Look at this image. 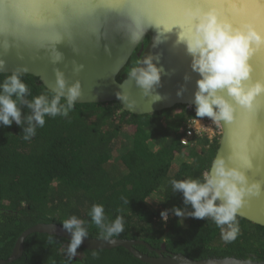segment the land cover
<instances>
[{
	"label": "clouds",
	"instance_id": "clouds-1",
	"mask_svg": "<svg viewBox=\"0 0 264 264\" xmlns=\"http://www.w3.org/2000/svg\"><path fill=\"white\" fill-rule=\"evenodd\" d=\"M149 27L157 31L154 47L164 34L177 29L176 44L184 45L191 69L199 75L193 98L195 117H208L212 125L222 128L229 149L226 155L217 152L201 176L171 179L172 192L182 194L184 206L162 210L160 215L165 222L169 211L179 220L210 218L220 229L221 239L232 243L241 232L240 209L249 197L264 194V181L246 174L253 168L251 157L264 151V130L257 121L264 112V78L253 75L257 62L264 65V0H0L3 53L12 47L43 49L53 65L64 61L58 45L67 44L78 53L79 41L94 38L99 46L112 32L123 34L130 45H139ZM105 51H109L107 45ZM159 59V55L148 54L127 71L128 79L150 103L163 99L156 91L165 73L158 66ZM5 63L0 58V127L15 122L28 141L37 128L45 126L46 117H68L74 110L82 95L79 79L69 83L64 71L55 67L54 85L46 83L45 91L32 95L24 79L27 66L6 72ZM72 63L74 73L84 67ZM121 88L118 99L133 111L137 100L124 85ZM253 132L255 138L251 139ZM123 203L129 204V199ZM189 206L191 211H186ZM88 216L100 229L99 237L109 243L125 230L124 217L109 221L103 204H93ZM61 225L70 234L65 250L70 262L89 231L85 221L75 215ZM48 243H53L52 235Z\"/></svg>",
	"mask_w": 264,
	"mask_h": 264
},
{
	"label": "trees",
	"instance_id": "trees-1",
	"mask_svg": "<svg viewBox=\"0 0 264 264\" xmlns=\"http://www.w3.org/2000/svg\"><path fill=\"white\" fill-rule=\"evenodd\" d=\"M137 59L134 53L120 78ZM24 79L32 95L45 91L37 77L26 74ZM192 118L195 107L186 105L133 114L110 101L76 103L68 117H46L45 126L28 141L15 122L0 127V259L10 255L23 230L39 222L61 224L75 215L85 221L89 236L99 237L100 229L88 216L93 204L104 205L109 221L124 217L125 230L117 237L142 239L156 248L164 244L168 252L194 259H264V226L240 216L241 232L232 243L221 239L210 218L179 220L169 211L168 220L162 219V210L184 206L182 194L172 192L170 180L201 176L218 147V138L199 134L181 144ZM186 211H191L190 206ZM49 235H28L22 255L6 264H149L122 247L82 246L67 262L68 240L52 235L50 244ZM93 251L98 255L93 256Z\"/></svg>",
	"mask_w": 264,
	"mask_h": 264
},
{
	"label": "water",
	"instance_id": "water-1",
	"mask_svg": "<svg viewBox=\"0 0 264 264\" xmlns=\"http://www.w3.org/2000/svg\"><path fill=\"white\" fill-rule=\"evenodd\" d=\"M156 35L155 27H149L142 37L141 44L130 45L123 34L112 32L108 38L101 39L99 46L96 45L94 38L91 41H79L80 51L78 53L73 52L67 44H61L58 45V48L64 53V61L57 65H53L49 61L46 51L43 49L37 51L24 47L19 49L12 47L7 53H3V50L0 49V58L6 62L4 71L11 72L19 66L26 65L27 74L37 77L44 86L46 83L50 86L54 85L53 69L55 67L64 71L69 83L79 79L82 95L77 103L115 101L123 110L133 114L152 113L179 104L186 105L188 108L195 107L193 98L199 75L192 71L191 57L186 53L184 45L176 44L177 29L174 28L172 32L164 34L166 38L162 37L161 43L154 47ZM105 45L108 46L109 51H105ZM134 53L138 59L148 54L159 55L158 66H163L165 69V73L161 76V83L156 89L163 97L160 101L150 103V98L142 95L141 89L136 86L134 81L128 79L127 74H124L122 78L119 77ZM73 61L84 66L79 73L73 72ZM253 75L256 78H264V65L257 62L256 71ZM186 76L189 79L186 80ZM121 85H124V89L130 91L137 100V106L133 111L127 109L116 95L118 91L122 90ZM181 88L184 89L182 95H177ZM257 121L260 129L264 130V112L258 114ZM254 138L255 132H253L251 139ZM224 141V131L220 128L215 155L217 152L226 155L229 151ZM251 158L253 168L248 170L246 174L252 179L264 181V151H258ZM239 216L254 224L264 226V194L249 197L240 209ZM35 232L70 239V234L63 229L61 224L56 222L36 223L20 233L10 255L5 259H0V264H6L19 258L23 253L25 238ZM113 240V243H109L100 237L88 236L81 246L86 249L122 247L133 257L149 264H264V259L257 260L236 256H211L194 259L181 253L168 252L164 244L156 248L142 239L114 237ZM139 245L144 246L147 251L153 252V254L141 251L137 247Z\"/></svg>",
	"mask_w": 264,
	"mask_h": 264
},
{
	"label": "built area",
	"instance_id": "built-area-1",
	"mask_svg": "<svg viewBox=\"0 0 264 264\" xmlns=\"http://www.w3.org/2000/svg\"><path fill=\"white\" fill-rule=\"evenodd\" d=\"M194 134L204 135L212 140L220 135V128L212 125L210 118H192L184 129V135L181 139L182 145H187Z\"/></svg>",
	"mask_w": 264,
	"mask_h": 264
},
{
	"label": "rangeland",
	"instance_id": "rangeland-1",
	"mask_svg": "<svg viewBox=\"0 0 264 264\" xmlns=\"http://www.w3.org/2000/svg\"><path fill=\"white\" fill-rule=\"evenodd\" d=\"M150 201H152V200H150Z\"/></svg>",
	"mask_w": 264,
	"mask_h": 264
}]
</instances>
